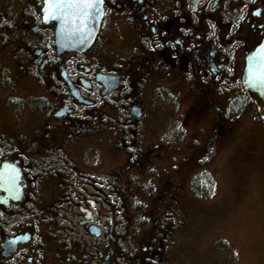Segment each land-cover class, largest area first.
I'll return each mask as SVG.
<instances>
[{"label":"flooded vegetation","instance_id":"af4514ba","mask_svg":"<svg viewBox=\"0 0 264 264\" xmlns=\"http://www.w3.org/2000/svg\"><path fill=\"white\" fill-rule=\"evenodd\" d=\"M45 1L0 0V264H167L158 130L214 112L233 134L264 0H103L84 51L59 47Z\"/></svg>","mask_w":264,"mask_h":264},{"label":"rangeland","instance_id":"374dc122","mask_svg":"<svg viewBox=\"0 0 264 264\" xmlns=\"http://www.w3.org/2000/svg\"><path fill=\"white\" fill-rule=\"evenodd\" d=\"M177 101L179 112L190 103L182 95ZM178 120L179 125L158 130L169 144L161 149L167 150L163 165L171 166L172 179L178 181L163 198L164 218L176 228L167 243L166 263L264 264V118L247 109L222 142L214 130V112L207 113L199 133L195 125L182 131L181 113ZM91 133L101 139L96 131ZM205 172L213 179L210 195L204 194L209 188L206 176L198 177ZM196 175L197 188H192ZM150 181L139 182L148 196L155 192L148 190Z\"/></svg>","mask_w":264,"mask_h":264},{"label":"water","instance_id":"95a60500","mask_svg":"<svg viewBox=\"0 0 264 264\" xmlns=\"http://www.w3.org/2000/svg\"><path fill=\"white\" fill-rule=\"evenodd\" d=\"M82 2L84 0H60L58 6L56 0H53L50 6L49 0L45 1L44 16L47 14V20L57 21L56 39L61 48L84 51L98 33L103 1L87 0L92 5L87 9L73 7V3ZM242 80L257 111L264 116V37L262 42L248 54Z\"/></svg>","mask_w":264,"mask_h":264},{"label":"trees","instance_id":"16d2710c","mask_svg":"<svg viewBox=\"0 0 264 264\" xmlns=\"http://www.w3.org/2000/svg\"><path fill=\"white\" fill-rule=\"evenodd\" d=\"M245 99L247 100V102H245L246 100L241 99V101L243 102L242 108L238 109L237 112H235V114H234L235 116L238 113H243L248 107H254L255 108V104L251 100L250 96H248V94H246V93H245ZM202 176H206L205 180L208 181V183H209V188L204 192V194L205 195H210L211 193H213V179L207 172H205L204 174L198 175V177H200V178ZM198 177H197V175L195 176L194 187H197V179H198Z\"/></svg>","mask_w":264,"mask_h":264},{"label":"snow or ice","instance_id":"6c2138e0","mask_svg":"<svg viewBox=\"0 0 264 264\" xmlns=\"http://www.w3.org/2000/svg\"><path fill=\"white\" fill-rule=\"evenodd\" d=\"M53 0H49V5H52ZM56 4L59 6L60 5V0H56ZM92 5L87 2V0H84L82 3H73V7L81 8V9H87L90 8ZM50 10V9H49ZM45 19H48V15H45Z\"/></svg>","mask_w":264,"mask_h":264}]
</instances>
